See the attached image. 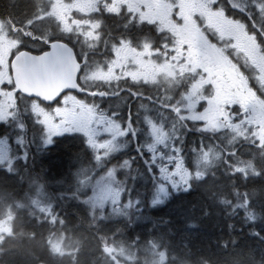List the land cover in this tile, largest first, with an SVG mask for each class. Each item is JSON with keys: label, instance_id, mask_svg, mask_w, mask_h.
Instances as JSON below:
<instances>
[{"label": "flooded vegetation", "instance_id": "obj_1", "mask_svg": "<svg viewBox=\"0 0 264 264\" xmlns=\"http://www.w3.org/2000/svg\"><path fill=\"white\" fill-rule=\"evenodd\" d=\"M67 57L78 88L63 91ZM65 139L69 185L88 180L82 153L100 169L119 159L130 208L190 191L206 152L251 158L264 147V0H0V183L20 195L0 199V221L12 200L26 216L59 215L65 174L47 164Z\"/></svg>", "mask_w": 264, "mask_h": 264}, {"label": "trees", "instance_id": "obj_2", "mask_svg": "<svg viewBox=\"0 0 264 264\" xmlns=\"http://www.w3.org/2000/svg\"><path fill=\"white\" fill-rule=\"evenodd\" d=\"M71 146L65 139L63 153L47 164L65 174L64 200L51 203L60 207L58 216H26L23 204L1 203L14 213L12 233L0 240V264H115L105 247H114L123 264H264V147L251 145V158L241 149L229 161L217 152L204 178L193 170L190 191L156 206L146 197L131 203L130 212L140 214L106 218L82 199L108 172H116L115 185L123 187L120 160L108 159L100 169L94 155L82 153L87 187L74 190L66 180L75 160ZM18 196V188L0 183L1 200ZM55 241L64 253L54 251Z\"/></svg>", "mask_w": 264, "mask_h": 264}, {"label": "rangeland", "instance_id": "obj_3", "mask_svg": "<svg viewBox=\"0 0 264 264\" xmlns=\"http://www.w3.org/2000/svg\"><path fill=\"white\" fill-rule=\"evenodd\" d=\"M193 105H191L192 108V118H198L196 115H194V109ZM208 155H204V158L207 159L203 163L206 165L202 167L201 165L195 163V171L197 172V176L199 178L205 177L206 175V169L212 165L214 161L217 160V156H214L213 153ZM205 153V154H206ZM182 186H185L184 182L180 183ZM166 190L162 187L159 188L158 191H156V197L155 202L160 203L162 201V196L165 194ZM89 206L92 208L93 211H99L101 209H108L110 212H114L113 215H111L113 218H120L118 214H115L118 211L122 210H128L130 209V205L128 203H122L121 201V190L118 189L114 185V176L113 173H111L108 177L102 178L100 181H98L94 187V192L92 196L89 198L88 202ZM42 205V204H38ZM12 233L11 230V222L8 219H5L3 221H0V240L3 239L4 236L9 235ZM54 251L56 253H64L62 250L61 243L58 241L54 242ZM119 254H122V252L119 250ZM123 256V255H122ZM116 264H123L121 262H116Z\"/></svg>", "mask_w": 264, "mask_h": 264}, {"label": "water", "instance_id": "obj_4", "mask_svg": "<svg viewBox=\"0 0 264 264\" xmlns=\"http://www.w3.org/2000/svg\"><path fill=\"white\" fill-rule=\"evenodd\" d=\"M69 62H71V59L67 57V60H64V72L62 74L63 79V91H66L67 89H77L76 84V77L79 71L78 65H74L72 68H69ZM21 91L23 93H27V90L25 88H22ZM60 92H62L60 90Z\"/></svg>", "mask_w": 264, "mask_h": 264}]
</instances>
